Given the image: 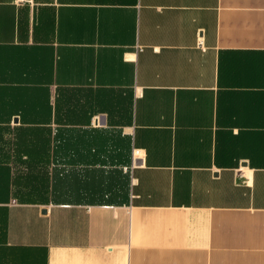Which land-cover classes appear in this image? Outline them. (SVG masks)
Wrapping results in <instances>:
<instances>
[{
    "label": "crops",
    "instance_id": "obj_1",
    "mask_svg": "<svg viewBox=\"0 0 264 264\" xmlns=\"http://www.w3.org/2000/svg\"><path fill=\"white\" fill-rule=\"evenodd\" d=\"M0 264H264V0H0Z\"/></svg>",
    "mask_w": 264,
    "mask_h": 264
},
{
    "label": "built area",
    "instance_id": "obj_2",
    "mask_svg": "<svg viewBox=\"0 0 264 264\" xmlns=\"http://www.w3.org/2000/svg\"><path fill=\"white\" fill-rule=\"evenodd\" d=\"M199 44L202 46L203 45V43L201 42V41H199Z\"/></svg>",
    "mask_w": 264,
    "mask_h": 264
}]
</instances>
